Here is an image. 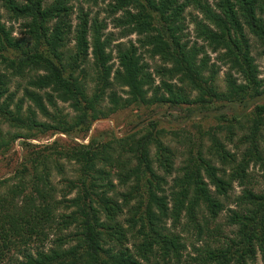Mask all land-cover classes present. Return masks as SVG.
Returning a JSON list of instances; mask_svg holds the SVG:
<instances>
[{
  "label": "trees",
  "instance_id": "16d2710c",
  "mask_svg": "<svg viewBox=\"0 0 264 264\" xmlns=\"http://www.w3.org/2000/svg\"><path fill=\"white\" fill-rule=\"evenodd\" d=\"M111 1V15L123 12L113 19L115 26L122 28V35H143V46H150L152 55H160L164 63L172 64L158 69L164 79L181 74V80L191 90L199 91L196 100L203 104L220 100L246 108L254 101L251 114H247L248 132L239 139L243 145L240 161L233 166L231 179H227L203 156L189 160L182 174L173 179L170 208L169 195L161 187L166 180L154 164L171 168L173 152L163 145V131L157 128V121H150L140 131L123 137L113 135L105 141L93 137L88 143L67 147H61L59 139L49 145L31 144L9 190L0 193V264H209L210 260L216 264H248L247 259L256 258V245L264 259V187L246 188L235 200L229 193L232 179L243 178L242 185L253 183L247 173L252 163H261L264 168V88L251 40V36L255 38L264 56V0ZM70 3L71 0H0V61L6 67L5 72H0V154L13 144L12 128L19 132L17 136L25 138L57 133L85 135L95 120L109 114V108L116 112L139 102L177 106L190 102L165 80L162 84L167 92L160 94L156 89L148 97L147 87L153 85V74L134 45L118 49L119 66L114 69L112 53L107 51L111 38L102 37L106 23L99 17L91 21L89 13L80 9L79 22L73 29ZM189 7L203 14V19L194 22L196 36L206 47L184 41L188 39L184 16ZM2 9L10 20L23 22L25 37L14 35L13 27L3 20ZM72 34L76 42L69 47ZM90 34L91 64L82 69V74H76L89 57ZM207 46L217 53V62L227 67L223 87L216 82V65L210 66L206 55L197 60L200 53L206 54ZM15 76L27 77L35 89H52L58 98L71 102L75 116L63 112L55 95H40L35 89L25 92L29 105L19 99L12 106L9 84ZM114 86L127 87L128 97L123 99L112 91ZM106 99L110 107L104 108ZM221 119L241 122L236 115L228 120L221 114ZM4 126L9 128L7 132ZM153 146L158 147L154 155ZM212 148L226 163L239 159L219 141L215 140ZM62 157L79 164L77 176L66 173ZM54 166L65 175L63 185H53L50 180ZM110 177L119 179L123 186L130 185L123 195L127 228L117 220L107 223L101 219L100 209L112 220L122 210L121 205L113 209V199L106 196ZM73 191L74 198L66 202L57 199V192L69 195ZM221 198L237 203V208L229 207L226 221L237 228L233 231L235 236L226 242L227 246L213 249L207 245L205 256L193 258L185 254L183 236L170 229L167 220L171 217L173 224L179 225L182 211L186 210L184 230L195 229L199 237L206 234L217 240L213 233H218L221 226L211 229L205 211L216 218L226 208ZM64 206L72 211L62 216V224L58 211ZM70 223H79L80 233L75 245L66 246L56 233L61 234L65 224ZM131 232L135 233L134 249L126 245ZM114 238L121 241L120 248H106V240Z\"/></svg>",
  "mask_w": 264,
  "mask_h": 264
},
{
  "label": "rangeland",
  "instance_id": "374dc122",
  "mask_svg": "<svg viewBox=\"0 0 264 264\" xmlns=\"http://www.w3.org/2000/svg\"><path fill=\"white\" fill-rule=\"evenodd\" d=\"M111 2V0H99L97 3L89 0H71L70 4L72 5L73 10L70 18L73 24V29H75L77 23L79 22L78 15L80 13V9L89 13L91 21L92 18L99 17L101 21L106 23V28L103 30L102 37L105 38L106 36H109L111 38V45L107 48V51L112 53V63L114 64V69L119 66V60L117 58L118 49L127 45H134L135 47L139 48L138 52L141 55V61L148 65L149 71L153 74V85L149 88L147 87V89H149L148 97H151L156 89L160 91V94H165L167 90L162 84L163 80H165L166 82L173 85L174 91L184 93L190 102L181 103L178 106L172 105L171 103H157L153 105H147L145 103L139 102L138 104L135 103L128 107L120 108L116 112L110 111L109 108V111H106L109 114L95 120L90 131L85 135H76L75 133L65 135L57 133L54 136L41 135L37 138H25L24 136H17V133L19 132L15 128H12L10 131L15 136L13 144L5 154H0L1 194H4L9 190V187L13 182L11 179L16 170L20 168L21 163L28 157L27 148L30 147L31 144L37 146L49 145L53 143V141L59 139V144L61 147H67L66 145L68 144L73 145L74 143H88L93 137H96L101 141H105L113 135L117 137H123L128 133H134L140 131L141 129H145L152 120L157 121V128L163 131V135H161L163 145L169 146L173 152V156L170 157L171 168L167 167L166 165L159 166L158 163L154 164L157 173L163 176L166 180L165 183H162L161 187H165L167 193L166 196L169 195V200L167 201L170 208L173 205V200L170 196L172 191L171 187L174 185L173 179L179 174H182V168L188 165L189 160L191 161L195 158L198 159L201 155L218 168L220 175H225V178L231 179L234 169L233 166L239 163V156L243 152V149L240 150L243 145L240 146L239 139L243 138V135L248 132L247 126L249 125V117H247V114H251L252 108L255 105L254 101L250 102L249 106L246 108L242 104H227L226 102L220 100H215L214 104H203L196 100L199 96V91L197 89L191 90V88L181 80V74L173 77L167 76L164 79L162 74L158 72V69L162 66L164 67V65L171 67L172 64L164 63L160 55H152L151 52L148 51L151 47L143 46V35L138 33H133L128 36L122 35V28L116 27L113 19L115 16L122 15L123 12L121 11L116 15H111V13L108 11V6ZM2 13L4 14L3 20L9 27H13L14 35L18 38L25 37L26 29L24 28L23 22L10 20L7 12L3 9ZM184 18L186 22L185 33L188 36V39L185 38L184 41H189L190 45L196 43L198 46L202 45L206 47V43L201 39H198L196 36V24L194 22V20L197 18L200 20L203 19V14L194 8L189 7ZM73 37L74 36L72 34L69 47H73L76 42ZM92 37L93 35L90 34V48L87 62L77 69L76 74H82V69H88L91 64ZM251 40L253 44V52L259 64V77L263 81L262 88H264V56L260 54V48L257 46L255 38L251 36ZM206 49V54L200 53L199 57H197V60H202L204 55H206L205 58L210 60L209 65H216L219 70L218 74L216 75V82L218 85L223 87L227 67L222 66L219 62H217V53H214L208 46ZM5 69V64L0 61V72H5ZM239 81H241V78H239ZM27 89H35L33 86L29 85L27 77L22 78L21 76H15L12 78V82L9 84V93L13 98L12 106H14L19 101V99H25V92ZM35 90L38 91L40 95H44L46 92L52 93L55 95L57 103L63 112L68 114L70 117L75 116L76 112L73 109L71 102L63 101L58 98L57 93L52 89ZM110 91H108V93H110ZM112 91H117L120 97L123 99L128 97V88L125 86L121 88L114 86ZM89 92L91 93L92 89H90ZM29 104L30 102L25 99V105L27 106ZM107 106L110 107V103H108L106 99L102 107L106 108ZM221 114H224L228 120H231L233 116L236 115L239 117L241 122L236 123L235 121H230L232 123V126H230L229 124L231 123L229 121L227 122L221 119ZM4 127L6 129L5 131L7 132L9 128L7 126ZM215 140L225 144L227 150L237 155V158L239 159L236 161V163L233 160L227 161V163L224 162L220 154H218L212 148ZM156 150H158V147L153 146V155L156 153ZM60 159L62 163H65L66 173L72 177L78 175V168L80 166L77 162H68V160L63 157ZM203 173L205 174V171H203ZM247 173L249 176H252L253 183L242 185L241 181L243 178L232 179V188L229 190V193L232 195V200H235L238 195H242L246 188L253 187L256 190H260V188L264 187V168L261 166V163H252L247 169ZM63 176L65 175H63V173H61L58 168L54 166L53 175L50 180L53 185L60 186L63 185ZM110 179L111 183L109 184V188L106 190V196L113 199V209H116L117 205H121L122 210L117 211L118 214L116 218L112 220L109 218L108 213L103 212L104 210L100 209L102 215V218L101 216L100 218L103 222L107 223H116L114 220H117L118 222H121L125 228H127L128 224L126 217L128 214L126 206L123 205V195L125 191L130 190V185L128 184L126 187L120 183L119 179L114 177H110ZM206 179L208 180V178ZM209 186L212 191H215V186L211 184V182L209 183ZM160 194L162 193L160 192ZM75 195V191L69 195H64L62 192H57V199L66 202L67 200L74 198ZM223 201L226 203V208L225 210L221 211L219 215L216 216V218L213 217L212 219L210 213L205 211L206 215H208L207 218L210 223L209 227L211 229L214 230L215 227L221 226V229H218L219 234L215 231L213 233L216 235L217 240H214L212 235L207 237L206 234H204L202 237H199L195 229L188 231L186 229L184 230L183 224L188 221L186 210L182 211L181 223L179 225H174L173 218L171 217L167 220V225L170 227V229L183 236V241L186 242L185 254L187 253V255L190 254L193 258H198L201 255L205 256V249L208 247L207 245H210L213 249H215L227 246L226 242H231L232 237L235 236L233 231H236L237 228L229 226L226 221L227 216L230 214L228 211L229 207L237 208V203L233 201L231 203L229 202V204L226 200L223 199ZM71 211L72 208L67 209L65 206L64 208L61 207L58 211V221L62 222L63 224L64 219L62 216L71 213ZM202 219L203 218L201 217V220ZM201 222L203 223V221ZM101 231H104V228H101ZM79 233V223H70L65 224L63 232L61 234L56 233V235L62 236L64 241H66V246H70L77 243V237H79ZM134 236L135 233L131 232L128 233L126 237V241L129 242L126 245L131 249L135 248L133 244ZM69 239H71L70 243ZM120 243L121 241L117 238L110 240L107 239L104 246L106 248L113 247V249H115L120 248ZM256 249V258L252 261L247 259L248 264H264L262 250L260 249L259 245H256ZM192 262L196 263L197 261ZM209 264H216V262L215 260H210ZM233 264H239V262L236 261Z\"/></svg>",
  "mask_w": 264,
  "mask_h": 264
}]
</instances>
